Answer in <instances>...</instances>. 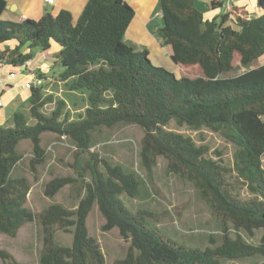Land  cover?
I'll return each instance as SVG.
<instances>
[{
	"label": "trees",
	"instance_id": "1",
	"mask_svg": "<svg viewBox=\"0 0 264 264\" xmlns=\"http://www.w3.org/2000/svg\"><path fill=\"white\" fill-rule=\"evenodd\" d=\"M159 1L162 16L156 34L171 48L178 74L155 65L148 51H137L126 42L125 33L135 15L127 0H88L76 22L64 9L39 19L3 20L6 1L0 0V66L22 67L33 59L35 50L46 51L57 44L55 63L62 67L59 80L69 91L84 95L87 102L80 119L60 121L58 109L50 116L41 110L52 99L43 96L42 84L31 88L28 98L36 122L30 124L17 111L11 117L13 127L0 126V234L16 236L35 218L25 206L30 181L11 176L22 157L17 148L22 141L32 143L31 168L36 172L45 160L44 133L66 135L82 155L91 147L93 131L126 123L144 132L140 154L149 174L157 157H164L168 169L192 181L201 197L236 230L253 233L262 229V242L255 246L240 235H226L219 246L199 249L163 236L139 217H154V213L140 210L133 214L120 203L121 194L139 195L137 178L102 158L106 170L100 172L95 153L93 162L86 164L92 172L91 182L84 180L85 168L79 166V183L86 194L77 208L52 204L39 214L43 230L39 264L105 263L86 224L95 204L105 219L103 229L117 228L130 240L127 255L115 264H220L221 259L264 255V64L258 61L264 54V0H257L259 15L233 4L212 19L204 18L196 0ZM11 41L17 42L14 47L8 44ZM249 65L240 75L223 76ZM178 127L225 135L235 145L233 166L214 159L207 144H198ZM77 181L54 178L45 193L53 196ZM240 186L252 198H243ZM55 227L72 228L70 246L55 243ZM0 256L8 264H24L3 249Z\"/></svg>",
	"mask_w": 264,
	"mask_h": 264
},
{
	"label": "rangeland",
	"instance_id": "2",
	"mask_svg": "<svg viewBox=\"0 0 264 264\" xmlns=\"http://www.w3.org/2000/svg\"><path fill=\"white\" fill-rule=\"evenodd\" d=\"M252 13V12H251ZM42 52L35 50V63L39 70L34 71V76L42 71L41 76L46 82L42 89L45 98L51 97L42 112L50 116L53 111L59 110V120H78L83 116L87 107L84 95L68 90L64 82L59 80L58 74L62 68L55 63L54 55L47 58L41 57ZM264 64V56L258 59ZM34 66V65H33ZM44 67L47 69H44ZM251 66H238L235 70L225 73V77H234L248 70ZM32 68V67H31ZM19 73L28 74L27 70ZM63 101L64 104L59 105ZM60 106V107H59ZM30 108V105H29ZM7 115L8 109H5ZM16 111L23 112L30 124L36 121L31 117L30 110L23 108ZM1 121V118H0ZM0 124L4 127H13V123ZM174 127V126H173ZM180 132L193 138L198 144H207L208 153L221 160L227 167H232L234 162L235 145L225 135L209 129L190 130L178 127ZM143 130L136 124L118 123L111 127H100L92 132L91 147L83 150L80 155L76 144L66 135L54 132H46L42 136V147L45 149V160L36 166V172L31 168L33 158L32 143L24 140L18 145V151L22 156L11 173L13 178L26 177L30 181L31 188L27 196L25 206L31 210L35 218L26 223L16 236L0 234V249L13 255L24 264H39V257L43 248V230L38 218L52 204H58L68 210L77 208L79 200L85 196L86 191L80 187V167L84 170V180L91 182L92 172L86 166L93 162V154H97V166L100 172L105 173V166L100 159L107 160L110 165H119L122 169L133 174L139 181V195L129 197L126 194L119 196L120 203L133 214L138 211L154 213L153 216H139L150 227H154L163 236L177 241L188 248H215L219 246L223 238L229 235L235 238L240 235L244 242L258 246L262 242V229H255L253 233L246 230H236L232 223L224 220L209 203L201 197L197 187L190 180L180 177L168 169V161L158 156L156 164L149 174L148 168L142 161L140 154ZM81 159V160H80ZM80 166V167H79ZM264 166V156H263ZM152 177V182L149 180ZM70 177L78 180L69 183L57 191L53 196L45 193L46 186L54 178ZM230 181L233 178L229 179ZM239 194L243 198H252V194L245 186H240ZM89 235L94 237L105 256L104 264H115L123 259L128 252L130 240L125 239L117 228L104 230L105 219L98 206L95 204L87 217ZM72 228L68 230L55 227L54 241L61 246L72 244ZM0 264H8L7 259L0 256ZM220 264H264V255L260 253L238 259H221Z\"/></svg>",
	"mask_w": 264,
	"mask_h": 264
},
{
	"label": "crops",
	"instance_id": "3",
	"mask_svg": "<svg viewBox=\"0 0 264 264\" xmlns=\"http://www.w3.org/2000/svg\"><path fill=\"white\" fill-rule=\"evenodd\" d=\"M5 1L6 9L1 16L3 20L19 21L24 18L39 19L46 13L55 16L60 10L64 9L72 14L73 21L76 22L88 0H53L52 4L45 2V0ZM128 2L133 7L135 15L125 33L126 42L132 45L137 51H148L149 58L155 65L162 66L178 74L179 68L171 60V48L168 45H164L162 39L156 34V29L161 21L160 1L128 0ZM233 4L244 6L254 15L260 14L257 0H235ZM195 6L203 13L205 19L219 17L226 10L218 0H196ZM16 43V41H11L8 44L14 47ZM59 48L57 44H52L49 50L41 51V57H44V54L47 58L55 55ZM23 51H27V49L23 48ZM263 56L264 54L261 57ZM35 62L34 58L31 59L24 66L29 73H18L15 79H10L9 74L17 69L7 65L0 66V103H2L0 105V124H10L11 117L17 112V109H29L28 98L31 95V89L25 88L24 83L32 79L31 77L34 76V71L39 70V65L42 64L41 62L38 64ZM44 69H47V67H44ZM40 72L42 73V71H39L37 76H41ZM43 84L46 85L45 79ZM6 108L8 109L7 115L5 114ZM10 126L12 125L10 124Z\"/></svg>",
	"mask_w": 264,
	"mask_h": 264
},
{
	"label": "built area",
	"instance_id": "4",
	"mask_svg": "<svg viewBox=\"0 0 264 264\" xmlns=\"http://www.w3.org/2000/svg\"><path fill=\"white\" fill-rule=\"evenodd\" d=\"M218 1L221 2L223 4V6L225 7V9H226L225 12L235 2V0H218ZM45 2H47L49 4H52L53 3V0H45ZM160 16H162V14H160ZM28 63H29V61L25 65H23L22 67L16 68L17 70H14L13 72H11L9 74V78L10 79H15L17 77V74L20 72V70H26L24 66H26ZM42 84H43V78H42V76H37L35 78L30 79L29 81H26L24 83V87L27 88V89H31V88H34V87H39ZM1 104L2 103H0V105Z\"/></svg>",
	"mask_w": 264,
	"mask_h": 264
}]
</instances>
